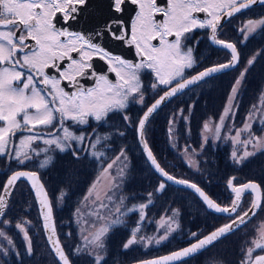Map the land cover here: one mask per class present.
<instances>
[{
	"label": "snow or ice",
	"instance_id": "1",
	"mask_svg": "<svg viewBox=\"0 0 264 264\" xmlns=\"http://www.w3.org/2000/svg\"><path fill=\"white\" fill-rule=\"evenodd\" d=\"M125 3L126 0H111L112 12L122 13ZM131 3L138 6V11L130 30L119 15H114L104 23L102 29L85 35L69 31L67 28H57L54 18L57 13H63L65 21L75 20L76 14L81 11V6L87 4V0H0V156H9L18 164L25 165L43 154L44 158L39 160L38 164L39 168L43 169L52 162L53 157L49 153L54 150L60 153L71 152L74 158L79 159L81 152L87 153L88 148H91L90 155L99 160L106 155L105 152L100 151V148L109 147L107 142L111 140V134L101 137L95 130L87 135L83 131L77 134L70 129L68 122L83 127L89 125L90 119L100 123L105 122L111 113H124L123 119L131 126L126 110L130 104L144 106L145 91L142 76L151 75L153 77L151 88L160 89L163 94L146 107L136 124V130L147 161L161 178L155 190L156 193H162L169 183L183 186L198 195L209 210L225 214L229 220V223L216 228L208 235L200 236L196 232L190 233L193 242L187 247L165 256L137 262V264H186L187 258L213 245L219 239L226 238L240 225L247 223L250 213L255 215L256 209L264 208V203L254 199L248 210H240V201L244 193L249 191L258 193L261 187L252 181L234 186L235 178H231L228 180V187L235 194V198L229 206L217 204L197 183L178 178L160 165L147 143L146 124L165 102L198 86L213 74L235 68L240 63L237 45L218 39L217 30L221 27L222 18L230 19L236 13L249 9L253 5H264V0H167L164 7L159 6L157 0H131ZM196 13H204L206 18L200 19L195 15ZM155 14H159V20L155 18ZM196 29H210V39L213 44L228 50L230 59L189 77L185 74V70L193 68L196 61L193 57V48L187 41ZM257 29L264 30V17L249 19L238 29L243 38L241 42H246L249 35ZM104 34L115 41L133 45L139 60L133 62L124 59L94 42V39ZM94 56L107 62L109 71L116 75L115 82L106 74L98 73L94 69L91 63ZM255 60L256 55L248 59L247 66L232 86L228 105L220 117V124L216 127L217 138L225 120L234 116L233 102L245 75ZM87 80L93 82L91 86L86 85ZM64 81L67 83L63 84ZM261 103L264 105V98ZM260 110L253 105V111L246 118L243 128L236 131V136H240L245 131L249 132V139L242 141L245 145L251 143L255 147L262 142V138L251 134V124L248 122ZM179 115L187 120V117L183 116L182 109ZM174 123L175 118L169 120L170 142L173 139ZM204 128L208 129L207 123ZM18 132L22 135L17 143L15 138ZM117 134L124 135L123 132ZM233 141L236 142L234 137ZM37 142L45 147H33ZM188 151L189 148L186 147L184 152ZM253 154L245 151L243 155L237 156L234 151L232 157L239 164ZM122 158L127 159L123 148L115 159L107 164L103 172H108ZM123 172L124 168L121 167L118 175L122 177ZM22 178L31 182L39 205L43 230L52 252L59 264H71L56 232L53 205L48 199L44 185L39 183L36 172L14 171L0 188V223H11L2 218L6 214L16 183ZM115 187L117 185H113V189ZM110 191L112 194L106 193V198L113 204L119 215L106 225L97 228L95 232L83 229L81 235L84 244L74 249L77 255H88L93 260V264H105L106 234L110 229L124 224L121 217L126 216L128 212H138L142 222L146 216L145 209L152 203L153 193L150 192L147 203L133 205L121 211L124 198L121 197L119 203H116L113 201L115 191L112 189ZM62 196L63 194L61 198ZM91 196L90 189L88 196L84 199L88 200ZM97 200L99 196L93 200V203ZM98 207L107 208L108 205L101 202ZM76 212L80 214V209ZM96 215L98 219H105L99 211ZM176 215L178 210H174L173 217H169L165 224L160 225L164 231L157 237L141 235L140 222H138V226L132 229L130 238L123 244V249L127 250L137 244L145 247L152 244L160 245L167 241L179 228L178 224L175 228L172 227ZM30 226V221L15 225L23 234L25 254L28 256L33 254L32 237L28 231ZM92 227H96L95 223L89 225V228ZM257 231L259 235L252 241L251 246L244 250V259L241 264H264V254L253 255L256 249L264 251V224ZM0 240H6L7 245L11 246L10 250L9 247L0 243V254L7 256L10 251H14L15 256L23 264L14 241L4 231H0Z\"/></svg>",
	"mask_w": 264,
	"mask_h": 264
},
{
	"label": "rangeland",
	"instance_id": "2",
	"mask_svg": "<svg viewBox=\"0 0 264 264\" xmlns=\"http://www.w3.org/2000/svg\"><path fill=\"white\" fill-rule=\"evenodd\" d=\"M243 16H244V20H242V22L240 23L241 26L244 23H246L247 20L249 19H259L261 17H264V15H261L259 17H253L252 13H248ZM259 30L260 29H257L254 33H251L247 41L243 42V44H245L246 47H255L261 42L260 40L264 35V32L258 34ZM242 39L243 38H241L240 41H242ZM256 53L257 52L253 51L252 56L257 55ZM252 56H249L247 58V61ZM247 61H246V66H247ZM259 65L261 68L260 69L261 78L259 77L258 79L260 80L262 79V81L260 85L261 88L255 98V101L251 104L244 117L238 118L236 112L238 108V101H239L238 98L243 88V81H242L238 95L236 96V99L233 102L232 112L234 113V116H230L225 120L224 126L220 128L219 138H217L216 135V127L220 124V117L223 114L225 107L228 105V100H229V96L231 95L232 86L234 85L235 80L239 78L240 71H242V69H240L237 72L236 78L233 81V85L229 88L227 92L228 93L227 102H224L223 106H221V108L218 111L217 110L214 111L213 114H217L216 117H214L212 114L214 107H211L210 105L209 108V105L207 106L206 104L207 94L198 96L199 99L197 104L202 106V108L204 107L203 108L204 111H206L209 108L207 112H209L210 115L206 114L205 112L203 113L205 114V116L201 120L197 132L194 129V124L195 121H197L199 118V113H195L194 108L189 107V109L186 110V112L185 111L183 112V116L187 117V120L181 118V116L179 115L180 110L181 109L183 110L184 106L182 107L180 106L179 110L171 112L168 121L166 122L165 134L167 136V140H168L167 144L169 145V148L172 149L174 155L176 156V159H178L181 162V166L177 168L178 169L177 172L180 171L182 173L190 172L192 175L202 177V173L205 170L204 167L207 165L208 166L212 165L211 163L215 160L214 158L217 156L220 158L224 156L225 159H223V161L225 160L226 164L230 163L234 169L236 168L240 169L245 164L247 165V163L254 157V155L258 151L264 150V105H262L261 103L262 98H264V57L259 62ZM260 80H258V82ZM215 91L216 90H214V92ZM202 97H204V99H201ZM204 105L207 107V109ZM253 105H256L258 109H261L260 111L256 112L252 120L248 121L251 124V129H250L251 134H253L255 137L262 138V142L256 145L255 147H253V144L251 143L247 145L242 143V141L249 139V135H250L249 132L245 131L242 132L240 136H236V131L238 129L243 128L246 122V118L248 117L249 113L253 111ZM197 111L199 112V108H197ZM173 118H175V123L173 124L174 132H173V139L170 142L169 133H168L169 120ZM205 123L208 124L207 130H205L204 128ZM233 137L235 138L236 142L233 141ZM43 147H45V145L43 146L42 144L40 148ZM186 147L189 148L188 152H184V149ZM234 151L237 153V156L243 155L245 151L254 154L248 156L247 159L242 161V163L237 164L232 157V153ZM118 154L119 153L114 154L111 157V159L109 158L105 162V165L102 167V169L96 172L97 174H95L91 182L87 185L76 205L73 206L71 203L68 202V200L72 195L78 197V194H74V193L79 192L80 190H82V188H76L74 190L75 186H72L70 184L61 185V187L56 192L55 198H52L53 206L55 207V209H57L59 212L64 211L63 215L67 216L66 219L60 222L61 230L63 233L61 234L64 235L65 243L69 249V253L72 256L73 261L75 260L76 262H79V264H93V260L88 255L86 254L77 255L74 253V249L78 245L83 246L84 244L81 235L82 230L89 229L90 231L95 232L97 228L106 225L107 223L111 222V220H113L116 215H119V213H116L113 204L110 203L106 198L105 195L106 193H108L109 195L112 194L110 189L115 191V195L113 196L114 202L119 203V199L121 197L124 198V205L121 208V211H125L127 208H131L133 205L147 203L149 199V198L142 200L135 199L137 193L132 190L133 188L132 184L135 179L131 177L132 175L131 171L133 170L132 168L134 163L131 153H125V156L127 157L126 160L122 158L121 161H118L116 164H114L113 168L109 169L108 172H103V169L107 166V164L111 163ZM43 158H44L43 154H41V156L38 157L39 160H42ZM141 160L142 159H140V161ZM34 161L32 160L30 162H27L30 163L28 164V166L30 168H33V169L29 168V170H36L39 171L41 174H43L46 168L43 169L39 168L38 166L39 162L38 164H36ZM168 161H170L173 167L176 165L174 160H168ZM121 167L124 168L122 177L118 175ZM202 178L204 179V177ZM231 178H235V177L232 176L226 178V185L228 183V180ZM243 181H245V179H241V181H235L234 183L236 185L237 183H241V182L244 183ZM61 184H63V182ZM158 184L159 181L156 182L155 187H157ZM113 185H117V187L113 189ZM52 189L55 191V188H53V186ZM90 189L92 190V196L89 197L88 200H85L84 198L88 196ZM16 194L17 195L15 198L17 203H19L17 205V209L15 206L14 211L9 216L3 218L4 220L10 221L11 223L10 224L0 223V231H4L6 235L14 241L16 250L20 252L21 257L23 259V264H43L41 262L44 263L46 262L45 264H59L53 258L51 251L48 249V245L46 243L45 237L43 236V230H42L40 218L37 217L32 210L33 206L36 205L34 197L33 198L30 197L31 196L30 192L28 191L26 186L19 187L18 190L16 191ZM61 194H63L62 198H61ZM140 194L141 193L139 192V195ZM176 194H180L182 196L181 192H176ZM97 196H99V200H97L96 203H93V200H96ZM233 197L234 196L232 194L229 199L228 198L226 199L223 205H229L232 202ZM186 198H190V197H186ZM151 199H152V203L160 201V198L155 195H153ZM252 200H253V196H249V198L243 204L244 211H246L250 207ZM174 201L175 200H173V202L166 204L161 209H157L154 205H151L152 204L151 203L145 209L146 216L144 221L142 222H140V216L138 212H128L126 216L121 217L124 220V224L121 226H123V228L126 227L130 229L129 232H127L128 237L126 238H123V236H120L118 238L116 237V235H118V230L122 228L120 226L115 227L116 230H114L115 228L109 230V232L106 234L105 264L108 263L106 261L110 257L114 259H118V261L122 258L123 259L127 258L124 261L125 262L124 264H128L130 262L137 261L140 259H145V258L165 254V252H167L169 249H171L172 247H176L175 245L181 243L182 242L181 240L191 239L190 234L185 239L183 238V235L185 236L186 233V231L184 230L185 220L181 207L177 205ZM101 202L107 204L108 207L99 208L98 206L99 203ZM77 209H80V214H77L76 212ZM174 210H178V215L174 217L175 223L172 224V227L175 228L176 225L178 224L179 228L171 234V236L167 241L162 242L160 245L152 244L151 246L145 247L141 244H137L131 246L127 250L123 249V244L127 241V239L130 238L129 235H131L132 229L138 226V222H140L139 227H140L141 235L157 237L158 235L162 234L164 231V229L161 228L160 225L165 224V222L168 220L169 217H173ZM262 210H263L262 212H264V208ZM97 211H99V214L105 217V219H98L96 215ZM262 212L257 215L256 219L252 221L250 225L242 229L239 237L237 238V239L240 238L239 240L241 245L239 246L238 251L235 252L233 256L231 253L230 255L231 258L240 257L242 251L246 249L245 245L251 244L252 241L256 238V236L259 235L257 229L262 224H264V213ZM133 213H134V217L131 220H134L135 222L134 224H132V221H128L129 215ZM23 221L31 222V226L28 228L29 234L32 237L33 254L31 256L25 254L23 234L20 233L19 230L15 227L17 223ZM92 223H95L96 227L89 228V225H91ZM247 230L250 231L248 232ZM246 231L248 233L247 236L246 234H244V232ZM193 232H196L199 235H201L202 229H198ZM69 233L71 235H69ZM0 243H3L6 247H9V249L11 250V246L7 245L6 240H0ZM213 254H214L213 252H207L201 255L200 257L195 258L188 264L191 263L192 264H225V261L222 260L225 258H221V256L218 255V253L217 255L214 254L215 256H213ZM0 264H21V261L19 258L15 256L14 251H10V254L7 256L0 254Z\"/></svg>",
	"mask_w": 264,
	"mask_h": 264
},
{
	"label": "trees",
	"instance_id": "3",
	"mask_svg": "<svg viewBox=\"0 0 264 264\" xmlns=\"http://www.w3.org/2000/svg\"><path fill=\"white\" fill-rule=\"evenodd\" d=\"M248 13H252L253 17H259L261 15H264V5L253 7L252 9L247 10L246 13H244V14H248ZM262 32H264V31L260 29L258 34H261ZM260 41L261 42L255 47H246L245 44H243L242 42L237 40V42L239 43V46H240V50H241V62L237 66V68L230 71V73H229V75H230L229 88L233 85V81L236 78L237 72L240 69H242V71H243V69L246 67L247 58L249 56L253 55L252 52L255 51V52L259 53V55H256V60H255L254 64L251 66V68L249 69V71L247 72V74L245 75L244 80H243V88H242L241 94L238 98L239 101H238V108H237V112H236L238 118L244 117V115L246 114V112L249 109V107L251 106V104L255 101V98H256V96L259 93V90L261 88L260 85H261L262 79L260 80L258 78L259 77L261 78V76H260L261 75V70H260L261 68H260L259 62L264 57V50H263L264 35L262 36ZM240 73H241V71H240ZM222 75L220 76V78H222ZM258 80H260V81L258 82ZM228 90L229 89H227V90L220 89L219 90L220 96H217L218 92L216 90L215 94H214L215 95L214 104H211L209 99L206 98L207 99V101H206L207 106L209 105V108H210V105H211V107H214L212 114L214 113L215 110L218 111L221 108V106H223ZM201 91H203V95H206L208 93L207 89H203ZM201 99H204V97H202ZM166 108H168V109H166ZM197 108H199V112L197 111ZM203 108H202V106H200L198 104L195 105V113H199V118L197 121H195L196 125L193 123L194 129L196 130V132H197V129L200 125L201 120L205 116V114H203V113L205 112L206 114L210 115V113L207 112L209 108L207 109V107H206V109H207L206 111H204ZM163 110H165V111L163 112ZM176 110H177V106H175V105L169 104L168 106L163 107V109L161 111H159L157 116H155L151 119L149 127H148L147 141H148L152 151L154 152L155 156L159 160V162L162 164V166L168 172L172 173L173 175H175L177 177L185 178L188 180H190V179L194 180L193 182L201 185L216 201H218L219 203H222V204H224L226 199L227 198L229 199L231 194H232L231 192H229L227 185H226V178L232 177V176L235 177V181H241V179H245V181H248L249 179L258 181L262 187L263 194H264V150L258 151L254 155V157L247 163V165L245 164L240 169H238V168L234 169L230 163L226 164V161L225 160L223 161V159H225L224 156H222V158L217 156L214 158L215 160L213 162L211 161L212 165H210V166L207 165L204 167L205 170L202 173V177H204V179L201 176L192 175L190 172H188V173H182L181 171L177 172V170H178L177 168H179L181 166V162L178 159H176V156L174 155L172 149L169 148V145L167 144L168 143L167 136L165 134L166 122L168 121V118H169L171 112H174ZM161 113L165 114V116L162 119L157 118L158 115H160ZM213 116L216 117L217 114H213ZM113 155L114 154H110V155H107L103 158V161H102L103 166L105 165V162L109 158L111 159V157ZM132 157H133L134 163H133V168H132L133 170L131 171V174H132L131 177L133 179H135L133 184H132V187H133L132 190L137 193L135 199L136 200L147 199L148 193L151 192V193H153V195L160 198L159 202L157 201V202L151 204V205H154L157 209H161L166 204L173 202V200H175L174 202L181 207L182 213L184 216V220H185L184 230L186 231V233H185V236L183 235L184 239L191 232H193L195 230L202 229L201 233L203 235H205L206 233L210 232L211 230L215 229L216 227L220 226L221 224L228 222V219L226 218V216L217 215L215 213L208 211L207 208L205 207V205L200 201V199L194 193H192L189 190L178 188V187H175L174 185L169 184L162 193H156L155 190L157 187H155V184L158 181L160 182L161 178L154 172V170L151 168V166L147 162L141 148L139 147V143H138L136 136H134V152L132 153ZM140 159H142V160L140 161ZM168 160H174L176 165L173 167L172 164L170 163V161H168ZM14 162L15 161H13L11 163V166L6 173H4V174L0 173V188L3 187L2 185L4 184L5 179L7 178V176L11 172H13L17 169H29L30 168L28 166V164H30V163H26L25 165H20L17 162H15V163ZM45 168H46L45 172L43 174H41V173L40 174H41V178L44 181L51 198H55L56 192L61 187V185L70 184L72 186H75L74 190L76 188H82V190H80L79 192L74 193V194H78V197H75L74 195H72L70 197V199L68 200V202L71 203L73 206L78 203V201H79L81 195L83 194L85 188L91 182V180L95 176V174H97L96 172L99 170L96 168L91 169L90 167L86 166V168H83V167L76 168V169L70 168L67 170L56 169V171L54 173H52L53 171L50 168H48V166ZM30 169H33V168H30ZM183 170H185V169H183ZM194 178H196V179H194ZM62 179H64L65 181ZM245 181H243V182H245ZM62 182H63V184H61ZM19 183H20V184H18L19 186H17V188L13 194L11 203L9 205L7 212H6L5 217L9 216L14 211L15 206L17 209V205L19 203H17L15 197L17 195L16 191L18 190L19 187L26 186V188L30 192V195H31L30 197L31 198L34 197L29 185L25 181H21ZM52 186H53V188H55V191L52 189ZM139 192L141 193L140 195H139ZM176 192H181L182 196H184V197H182L180 194H176ZM186 197H190V198H186ZM34 200H35V198H34ZM52 202H53V199H52ZM245 202H246V199L244 200V203ZM35 204H36V201H35ZM32 210L36 214V216L40 218L39 212L37 209V204L33 206ZM242 210H243V208H242ZM63 212L64 211L59 212L54 207V214H55L57 230H58L61 241H62L72 263L73 264H79V262H76L75 260L73 261V258L70 255L69 249L65 243L64 235H62L63 233L61 230L60 222L67 218V216L63 215ZM133 217H134V213L129 215V217H128L129 218L128 221H132V224L135 223L134 220H131ZM224 220H225V222H224ZM40 222H41V220H40ZM120 227H122V228L120 230H118V235H116V237L117 238L120 236H123V238L128 237L127 232H129L130 229H128L126 227L123 228V226H120ZM114 230H116V228ZM241 231H242V229H239L238 231L227 236L226 238H223L222 240L218 241L217 243H215L214 245L209 247L206 252L201 253V254L199 253V254L193 256L192 258L187 259L186 264L190 263L195 258L200 257L201 255L209 252L211 249L215 250L214 254L217 255V253H218V255L221 256V258L230 257L231 253L233 256L235 254V252L238 251L239 246L241 245L240 240H239L240 238L237 239L239 237ZM202 234L200 236H203ZM43 236L45 237L44 232H43ZM181 241H182L181 243L175 245L176 247H172L167 252L176 250L178 248H181V247L193 242L192 239L181 240ZM48 249L50 250L49 246H48ZM167 252H165V253H167ZM214 254H213V256H215ZM52 256L57 261V259L53 255V253H52ZM126 259L122 258L118 261V259H114V258L110 257L106 261V262H108L106 264H117V263L124 264L125 263L124 261ZM130 261H132V260H130ZM41 263L45 264L46 262L45 263L41 262Z\"/></svg>",
	"mask_w": 264,
	"mask_h": 264
},
{
	"label": "flooded vegetation",
	"instance_id": "4",
	"mask_svg": "<svg viewBox=\"0 0 264 264\" xmlns=\"http://www.w3.org/2000/svg\"><path fill=\"white\" fill-rule=\"evenodd\" d=\"M157 4L161 7H164L167 4V0H157ZM110 5H111V0H87V4L85 6H81V11H79L76 14L75 20L69 19L65 21L63 18V13H57L54 18V23L56 24L57 28H60V29L67 28L69 31L80 32L82 34L88 35V34H92L102 29L104 23L107 20H109L112 16L119 15L125 22V25L127 26V28L130 30L132 21L135 18L136 12L138 11V6L133 5L131 3V0H126V3L123 5V9H124L123 12L120 14H116L112 12ZM246 11L241 12L237 14L236 16L232 17L231 19H229L228 21L224 22L223 24H221V27L218 28L217 30L218 39H221L227 42H233L237 45V49L240 53V62H241V50H240V46L237 40L240 41L242 38V35L238 31V29L242 27L240 23L242 22V20H244L243 15H245L244 13H246ZM195 15L198 16L200 19L206 18V14L204 13H196ZM155 18L159 20L160 19L159 14H155ZM210 36H211L210 29H196L191 34V37L187 41V43L189 46L193 48V57L196 63L193 68L185 70V74L187 76L190 77L204 70L205 68L211 67L213 65L225 63L230 59L229 51L226 49L220 48V47H216L211 41ZM94 42L100 44L102 47L106 48L110 52L116 55H120L124 59L130 60L133 62H136L139 60V57L137 56L135 47L133 45L115 41L107 34H104L102 37L94 39ZM91 63L93 64L94 69L98 73L106 74L110 80H112L113 82L116 81L117 79L116 75L114 72L109 71V65L107 64L106 61L101 60L98 56H94L91 60ZM230 71L222 73L223 75L218 74L216 76L208 78L207 80L201 82L198 86H194L190 90H186L185 93L178 95L177 97H174L163 107H166L170 104V105L177 106V110H179L180 106L181 107L184 106L183 112L184 111L186 112V110H188L189 107L194 108V112H195V105L197 104L198 99H199L198 96L203 95V91H201L203 89L208 90L207 98L209 99L211 104H214V97H215L214 90H217L218 92L217 96H220L219 95L220 89H223V90L229 89ZM221 75H222V78H220ZM142 81H143V86H144V91H145L144 106H141L139 104H130L128 109L126 110V114L129 116L130 121H131V126H129L123 119L124 113H111L109 115V118L105 122H100V123H97L94 120L90 119L88 126L78 127V126L72 125L71 122H68V126L70 127L72 131L76 132L77 134H79L80 131H83L87 135V134L92 133L93 130H95V132L101 137L111 134V140L107 142L109 147L100 148V151H103L106 153L105 156L110 155V154L120 153V150L122 148L125 149V153L132 154L134 152V136H136L137 138L136 124L139 118L143 115V112L146 110V107L150 106L159 97V95L163 94L160 89L153 90L151 88V85L153 83V77L151 75L144 74L142 76ZM66 83H67L66 81L63 82V84H66ZM85 83L87 86H91L93 82L91 80H87ZM66 90H70V89H66ZM227 100H228V93L226 95L224 102H227ZM163 107L159 109L151 117V119L157 116V114L159 113V111L163 109ZM165 110H163V112ZM164 116L165 114L161 113L160 115H158L157 118L162 119ZM151 119L146 124V130H145L146 140H147V135H148V127H149ZM118 132H123L124 135L120 136L119 134H117ZM21 135L22 134L20 132L17 133V136L15 138L17 143ZM23 135H27V133H23ZM41 145L42 143L37 142V144H34L33 147L40 148ZM91 151L92 149L88 148L87 153L81 152L80 158L76 159L73 157L71 152L60 153L58 150H54L49 153V155L53 157V160L48 166V168H50L53 171L52 173H54L56 169L67 170L70 168L72 169H76L80 167L86 168V166L90 167L91 169H94V168L99 169V170L102 169V166H103L102 161L105 156H102L99 160H97L96 158L90 155ZM13 161L15 160L12 159L11 157H10V160L8 161V156H0V173L1 174L6 173L8 169L10 168L11 163ZM33 161L36 164H38L39 162L38 157L33 159ZM241 183H237L236 185H239ZM249 196H252V195L247 194L243 198V201L240 206V210L243 208L244 200L245 199L247 200ZM231 203L229 205H231ZM262 203H264V196H263ZM262 209L263 208L259 210L257 215L263 211ZM241 211H244V209ZM257 215L250 222H248L245 226H243L240 229H244L245 227L250 225L252 221L256 219ZM247 231L249 232L250 230H247ZM247 231L244 232L246 236L248 235ZM257 237L258 236H256V238ZM245 246L247 248L251 246V244H248ZM206 251L207 249L201 253H204ZM209 252L214 253L215 250L211 249ZM257 254H264V251L260 249H256L253 255H257ZM243 259H244V250L242 251L240 257H236V258L227 257L222 260L225 261V264H241V261Z\"/></svg>",
	"mask_w": 264,
	"mask_h": 264
},
{
	"label": "water",
	"instance_id": "5",
	"mask_svg": "<svg viewBox=\"0 0 264 264\" xmlns=\"http://www.w3.org/2000/svg\"><path fill=\"white\" fill-rule=\"evenodd\" d=\"M260 4H257V5H253L251 8H253V7H255V6H259ZM250 9V8H249ZM246 10H248V9H246ZM246 10H242L241 12H244V11H246ZM241 12H239V13H241ZM239 13H236L234 16H236L237 14H239ZM234 16H232V17H234ZM231 17V18H232ZM230 18V19H231ZM229 20V18H222V21H221V24H223L224 22H226V21H228ZM212 41V40H211ZM233 43V42H232ZM216 47H220V48H222L221 46H219V45H216V44H214ZM239 65V64H238ZM237 65V66H238ZM236 66V67H237ZM235 67V68H236ZM235 68H230V69H227V70H225V71H222V72H220V73H216V74H213L211 77H213V76H216V75H218V74H222V73H224V72H227V71H230V70H233V69H235ZM203 71V70H202ZM197 74V73H196ZM195 75V74H194ZM211 77H208V78H211ZM208 78H206L205 80H207ZM159 98V97H158ZM157 98V99H158ZM173 99V98H172ZM169 102V101H168ZM168 102H165L164 104H162L161 105V107H160V109L165 105V104H167ZM156 113V112H155ZM154 113V114H155ZM153 114V115H154ZM152 115V116H153ZM151 119V118H150ZM137 140H138V135H137ZM138 143H139V146H140V148H141V150H142V152H143V154H144V156H145V158H146V154L144 153V151H143V147H142V144L139 142V140H138ZM148 143V142H147ZM149 145V144H148ZM150 147V146H149ZM151 148V147H150ZM152 150V149H151ZM153 152V151H152ZM153 154H154V152H153ZM155 155V154H154ZM156 157V156H155ZM156 159H157V157H156ZM10 160V157L8 156V161ZM147 160V159H146ZM157 161L159 162V160L157 159ZM148 162V161H147ZM149 163V165L151 166V164H150V162H148ZM160 163V162H159ZM160 165L162 166V164L160 163ZM163 167V166H162ZM151 168L154 170V168L151 166ZM164 168V167H163ZM165 169V168H164ZM17 170H27V171H33V172H36L37 173V175H38V178H39V183H41V184H43L44 185V189H45V191L47 192V196H48V199L50 200V202L52 203V200H51V197H50V194H49V192H48V190H47V188H46V185H45V183H44V181L42 180V178H41V175H40V173L38 172V171H34V170H29V169H17ZM17 170H15V171H17ZM166 170V169H165ZM167 171V170H166ZM14 172V171H13ZM12 172V173H13ZM154 172L159 176V174L154 170ZM11 173V174H12ZM170 173V172H169ZM11 174H9V176L11 175ZM172 174V173H171ZM173 175V174H172ZM8 176V177H9ZM175 176V175H174ZM8 177L6 178V180H5V182H4V184L6 183V181H7V179H8ZM160 177V176H159ZM177 177V176H176ZM178 178H181V177H178ZM183 179H185V178H183ZM188 180V179H187ZM21 181H25L28 185H29V187H30V189H31V191H32V193H33V196H34V198H35V201H36V204H37V209H38V212H39V216H40V220H41V225H42V229H43V222H42V218H41V213H40V210H39V205H38V203H37V198H36V196H35V193H34V190L32 189V187H31V182L30 181H28V180H26V179H21L20 181H17V183H16V186H15V190H16V188H17V186H18V184H19V182H21ZM189 181H191V180H189ZM250 181H252V182H255V183H257V184H259L260 185V183L258 182V181H255V180H249V181H246V182H244V183H242V184H245V183H248V182H250ZM193 182V181H192ZM169 184H171V185H174L175 187H178V188H182V189H185L183 186H180V185H176V184H173V183H169ZM199 185V184H198ZM233 185L234 186H238V185H235V183H234V179H233ZM239 185H241V184H239ZM204 191H205V193L211 198V199H213L217 204H219V205H221V206H227V205H223V204H221V203H219L218 201H216L201 185H199ZM227 186H228V183H227ZM260 187H261V185H260ZM229 188V187H228ZM15 190L12 192V194H11V199H10V201H9V205H10V203H11V200H12V197H13V194H14V192H15ZM186 190H189V189H186ZM229 190H230V192L233 194V199L235 198V194L231 191V189L229 188ZM189 191H191L192 193H193V191L192 190H189ZM247 194H251L252 196H253V200L254 199H259L261 202H263V190H262V187H261V191L260 192H258V193H252V192H245L244 193V195L242 196V198H241V201H240V206H241V203H242V201H243V198L247 195ZM196 195V194H195ZM197 197H198V195H196ZM199 198V197H198ZM200 199V198H199ZM252 200V201H253ZM200 201L204 204V202L200 199ZM9 205H8V208H9ZM53 205V204H52ZM205 205V204H204ZM205 207H206V205H205ZM8 208L6 209V212H7V210H8ZM207 208V207H206ZM261 209V208H260ZM260 209H256L255 210V212H256V214L255 215H252L251 213L249 214V217L247 218V223L248 222H250L256 215H257V213L259 212V210ZM207 210L208 211H210V212H212V213H215L214 212V210H209L208 208H207ZM248 210V209H247ZM215 214H217V215H221V216H225V214H220V213H215ZM4 218V217H3ZM2 218V219H3ZM53 220H54V224H55V227H56V232H57V235L59 236V233H58V230H57V225H56V220H55V214H54V208H53ZM227 223H229V221L228 222H226L225 224H227ZM246 223V224H247ZM245 224V225H246ZM222 225H224V224H222ZM221 225V226H222ZM245 225H240L239 226V228L237 229V230H239L240 228H242L243 226H245ZM220 227V226H219ZM219 227H217V228H219ZM216 229V228H215ZM215 229H213V230H215ZM213 230H211L210 232H212ZM236 230V231H237ZM43 232H44V230H43ZM210 232H208V233H206L205 235H208ZM235 232V231H234ZM233 232V233H234ZM232 234V233H231ZM44 235H45V232H44ZM205 235H203V236H205ZM230 235V234H229ZM228 236V235H227ZM226 236V237H227ZM45 239H46V236H45ZM59 239H60V242H61V244L63 245V243H62V241H61V238H60V236H59ZM223 238H221V239H219L218 241H220V240H222ZM217 241V242H218ZM46 242H47V244H48V246H49V248H50V250H51V247H50V245H49V243H48V241H47V239H46ZM217 242H214V244L215 243H217ZM190 244V243H189ZM189 244H187V245H185V246H183V247H181V248H184V247H187ZM213 244V245H214ZM64 246V245H63ZM212 245H209V246H207L204 250H206V249H208L209 247H211ZM178 249H180V248H178ZM178 249H176V250H178ZM64 250H65V252H66V254L68 255V253H67V251H66V249H65V247H64ZM176 250H173V251H176ZM204 250H202V251H200V252H198L197 254H199V253H201V252H203ZM173 251H170V252H173ZM51 252H52V250H51ZM170 252H168V253H165V254H161V255H157V256H154V257H149V258H145V259H141V260H137V261H134V262H131V263H128V264H137V262H139V261H142V260H150V259H154V258H158V257H161V256H165V255H168ZM53 253V252H52ZM197 254H195V255H197ZM53 255L55 256V254L53 253ZM194 255V256H195ZM69 256V255H68ZM193 257V256H192ZM192 257H190V258H192ZM55 258H56V256H55ZM190 258H187V259H190ZM57 259V258H56ZM69 259H70V257H69ZM186 259V260H187ZM58 261V260H57ZM70 261H71V259H70ZM71 264H73L72 263V261H71Z\"/></svg>",
	"mask_w": 264,
	"mask_h": 264
}]
</instances>
